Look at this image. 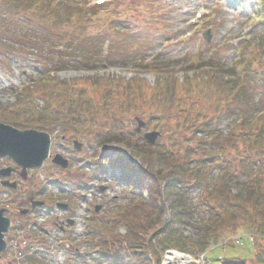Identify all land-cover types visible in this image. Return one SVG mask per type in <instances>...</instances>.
<instances>
[{
  "label": "trees",
  "instance_id": "obj_1",
  "mask_svg": "<svg viewBox=\"0 0 264 264\" xmlns=\"http://www.w3.org/2000/svg\"><path fill=\"white\" fill-rule=\"evenodd\" d=\"M77 6L68 0H0V49L7 51L4 57L9 59V53L16 49L14 33L3 25L6 12L21 15L25 9V20L48 27L49 33L57 31L49 62L55 66L53 76L24 86L17 96L19 103H24L22 108L16 113L6 112L0 122L48 133L59 126V134L68 141L76 138L99 144L97 139L104 126L132 111L145 114L148 123L155 121L154 127L161 129V144L123 140L133 149L131 154L139 158V164L121 154L105 160L112 178L130 189V200L107 214L94 215L86 235L91 264H160L167 248L203 253L208 238L227 236V232L249 231L256 251L257 238H264V0L253 4L258 31L238 39L234 48L239 55L233 57L229 68L221 59V48H208L205 56L200 58V51L192 60L194 65H186L195 76L190 78L184 72L181 81L174 77L179 71L161 74L167 60L144 65L156 74L152 84L138 74L130 78L108 75L70 80L55 75L56 65L69 62L76 53L81 54L78 59L87 67L102 61L100 49L82 47L92 41L85 38L82 27L90 7ZM33 41L35 36L28 35L25 42L31 47L25 43V49L33 48ZM118 44L112 50L126 47ZM80 47L83 50L79 51ZM83 85H91L95 92ZM255 92H260L256 103ZM192 93L194 96L187 99ZM184 96L186 99L181 101ZM174 97L176 104L172 103ZM37 98L46 104L35 107L33 101ZM147 103L151 109L144 107ZM169 112L178 120L172 123ZM224 123L225 131L221 128ZM98 160L97 170L104 174L107 168L102 159ZM160 162L164 167L155 169ZM214 168L218 173L211 182L207 172ZM236 175L242 183L234 189ZM191 187L201 188L200 198L206 209V217L202 218L204 234L195 241L174 227L176 213L180 216L188 210L183 196ZM168 207L175 210L170 221L165 218ZM252 259L257 261L255 255ZM218 260L217 264H248L246 258L238 256ZM30 262L44 264L42 259Z\"/></svg>",
  "mask_w": 264,
  "mask_h": 264
},
{
  "label": "rangeland",
  "instance_id": "obj_2",
  "mask_svg": "<svg viewBox=\"0 0 264 264\" xmlns=\"http://www.w3.org/2000/svg\"><path fill=\"white\" fill-rule=\"evenodd\" d=\"M95 1L68 0L74 6L85 4L86 9L95 5ZM107 4L110 6L113 4L114 8L104 20H96L93 16L95 9L90 8L86 14L87 18L82 24L85 38L92 40L89 43L90 46L83 44L82 47L84 49L89 47L90 50L100 49L102 61H98L93 67H87L78 59L81 54L76 53L75 56L70 57L69 62L62 61L56 65L55 75L60 79L70 80L108 75L130 78L138 74L152 84L156 74L153 68L144 67V65L149 66L151 61L167 60L161 66L163 69L161 74H167L171 70L179 71L174 77L181 81L184 72H187L190 78L195 76V73L186 65L192 61L191 59H196L200 51V58L205 56L208 48H221V59L225 68H229L233 63L237 39L258 31V26L251 24L250 13L253 12L254 0H111L105 5ZM195 12H200L202 17L193 24L190 19L195 17ZM16 13L17 15L12 12L5 14L4 11L1 13L7 15L3 25H7L14 33L15 38L12 41L16 42L14 44L16 49L14 53H9L11 56L9 59L4 57V53L7 51L0 49V118L2 115L7 116L6 112L16 113L17 108H22L24 103H19L17 98L19 92L32 80L52 77L55 67H51L49 62L51 53L54 52L52 43L57 38V35L55 36L57 31L49 33L47 32L48 27L45 29L43 26L25 20V17L22 16L25 9L21 15ZM204 18L209 20L205 19L204 21ZM207 30L209 31L208 43L203 37ZM28 35H34L36 38V41L32 42L33 48L29 50L25 49V43L31 47L29 42H25ZM106 39L111 41L110 48L107 53L105 51L101 53V43ZM36 43L40 44L36 45ZM117 43H121L120 47L124 44L126 46L122 47L124 50H112V47ZM60 44L65 45V42H60ZM55 47L58 48L57 45ZM82 47L79 48V51L83 50ZM38 48L43 52L37 50ZM9 49H14L11 44H9ZM155 67H157L156 63ZM83 87L91 93L95 92L91 85H83ZM192 96H194L193 93L189 94L187 99ZM175 97L173 104L178 102ZM259 97L260 92H255L254 103L258 102ZM185 99L186 96L181 101ZM33 104L35 107H42L46 103L37 98ZM144 107L151 109L150 103ZM23 111L25 117V109ZM136 116L146 123L141 127L139 133L134 132L136 128L134 117ZM168 118L173 120L172 123L178 120L173 112L168 113ZM153 123H148L146 115L138 111L123 114V117L104 126L97 139L100 144L96 143L97 141L77 139L81 143L78 152L64 137L62 144L61 137L58 138L59 126L51 133L46 132L51 136V154H60L67 160L73 157V160L71 163L68 162L67 167L45 162L41 168L31 170L34 182L25 187V193L18 194L15 202L10 205L11 209L5 208L4 210L8 211L11 220L15 221L18 217L11 213L16 211L15 205L19 204L17 207L25 210L26 220L27 214L31 213V202L41 204L34 208H38L34 212L36 213L35 221L25 222V233L22 236L21 232L19 233L18 246L25 247V251L19 252L15 249L16 235L13 233L12 237H9V251L6 252L11 256L6 253L5 255L1 254L3 261L7 257H13L14 260L26 257L29 260L40 258L44 264H91L87 250L89 242L82 240L85 216L92 218L91 207L87 209L86 202L91 200L95 202V205L100 206L95 215L103 212L107 214L111 208L116 209L129 202V188L124 183H116L111 179V170L105 160L121 154L133 163L139 164V158L132 156L133 149L125 146L123 140L127 138L132 142L143 140L141 135L145 132H161V129L154 127ZM225 127L226 123L221 126L223 131L226 130ZM112 134L114 137L111 136ZM157 142L161 144L163 139L156 138L154 144ZM170 143L171 141L168 142V145ZM182 145L184 146V144ZM90 157L94 161L93 165L85 163V160ZM98 158L103 160L102 163L107 169L99 178H92L89 170L96 169L95 160ZM97 163L99 162L97 161ZM160 167H164L163 162H160L158 167L155 165V169ZM115 173L118 174V171ZM207 173L212 182L218 173V168L211 169ZM235 179L232 183L234 189L240 187L242 183L241 177L236 175ZM5 182L11 183L7 180ZM97 185L102 189H96ZM77 190L81 194L80 198L75 196ZM11 191L18 193L15 190ZM201 191L200 187H191L184 192L183 202L188 210L181 213L180 216L176 213L174 219V227L193 241L204 234L202 218L206 217V209L200 198ZM6 192L4 190V194ZM2 193L0 197L5 196ZM60 202L63 203L62 206L59 205ZM67 203L70 204L67 205ZM173 213L175 210L168 207L165 213L166 220L170 221ZM69 219L72 221L71 223L68 222ZM251 236L249 231H242V234L227 232V236L208 238L207 247L202 254L167 248L162 252L161 257L163 259L167 252L175 250L183 255L192 256L198 264H207L208 262L217 264L219 263L218 259L229 256L246 258L248 264H263L264 238H257V248L254 251ZM237 238L241 239V244L234 243ZM60 239L63 243L59 245L56 240ZM226 240L233 242V245H225ZM74 250L75 252H73ZM254 255L258 262L252 259Z\"/></svg>",
  "mask_w": 264,
  "mask_h": 264
},
{
  "label": "water",
  "instance_id": "obj_3",
  "mask_svg": "<svg viewBox=\"0 0 264 264\" xmlns=\"http://www.w3.org/2000/svg\"><path fill=\"white\" fill-rule=\"evenodd\" d=\"M206 41H209V36H205ZM136 128L134 131L139 133L141 127L145 125V121L139 116L134 117ZM160 135L158 131L145 132L142 138L150 144L156 141ZM76 149L80 150L79 143L73 142ZM50 135L43 131L35 129H18L9 124L0 123V158L8 157L14 163L19 165L23 171L26 172L29 168L41 167L44 160L50 157L51 161L61 167H67L68 160L63 158L60 154L53 157L49 155ZM2 186L14 188V183L2 182ZM39 202H31V208L40 205ZM99 209L97 206L96 210ZM4 209H0V252L5 249L6 243L4 234L10 227V219L4 216ZM25 210L21 211L20 215H24ZM71 223V221H70Z\"/></svg>",
  "mask_w": 264,
  "mask_h": 264
},
{
  "label": "flooded vegetation",
  "instance_id": "obj_4",
  "mask_svg": "<svg viewBox=\"0 0 264 264\" xmlns=\"http://www.w3.org/2000/svg\"><path fill=\"white\" fill-rule=\"evenodd\" d=\"M68 159L70 162H72L73 157ZM7 167H9V169H6L3 172L4 174L0 175V184L6 180L14 182L15 191H22V193H25V187H27L30 183L34 182V176L32 171L28 170L27 173H25L21 171L17 165L13 164L8 158L0 159V170Z\"/></svg>",
  "mask_w": 264,
  "mask_h": 264
},
{
  "label": "bare ground",
  "instance_id": "obj_5",
  "mask_svg": "<svg viewBox=\"0 0 264 264\" xmlns=\"http://www.w3.org/2000/svg\"><path fill=\"white\" fill-rule=\"evenodd\" d=\"M163 264H198L192 256L183 255L175 250L166 253Z\"/></svg>",
  "mask_w": 264,
  "mask_h": 264
},
{
  "label": "built area",
  "instance_id": "obj_6",
  "mask_svg": "<svg viewBox=\"0 0 264 264\" xmlns=\"http://www.w3.org/2000/svg\"><path fill=\"white\" fill-rule=\"evenodd\" d=\"M236 241L240 243V242H241V239H240V238H237V240H236Z\"/></svg>",
  "mask_w": 264,
  "mask_h": 264
}]
</instances>
